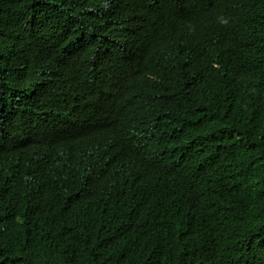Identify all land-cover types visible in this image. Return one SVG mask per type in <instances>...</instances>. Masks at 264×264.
<instances>
[{
  "label": "clouds",
  "instance_id": "clouds-1",
  "mask_svg": "<svg viewBox=\"0 0 264 264\" xmlns=\"http://www.w3.org/2000/svg\"><path fill=\"white\" fill-rule=\"evenodd\" d=\"M105 5L101 33L126 46L127 66L100 86L63 62L47 79L48 117L32 126L37 134L24 133L13 154L0 146V264L186 263L245 235L243 200L235 215H212L197 188L209 186L218 202L203 156L228 136L264 137V31L249 29L246 12L264 0ZM86 44L95 50V40ZM57 55L75 58L66 44ZM80 89L107 101L98 117L71 106ZM60 105L82 122L75 132L56 135L48 124ZM32 120L25 111L17 126ZM202 122L218 135L207 141ZM115 233L123 243L117 261H106L97 248Z\"/></svg>",
  "mask_w": 264,
  "mask_h": 264
},
{
  "label": "trees",
  "instance_id": "trees-1",
  "mask_svg": "<svg viewBox=\"0 0 264 264\" xmlns=\"http://www.w3.org/2000/svg\"><path fill=\"white\" fill-rule=\"evenodd\" d=\"M233 1L235 4L240 2ZM107 11L105 0H0L2 149L13 154L23 134L31 132L36 135L32 126H41L47 120L49 106L44 93L47 79L60 73L63 62L69 63V69L73 71L89 72L92 80L100 86L118 77L127 66L128 60L124 59L126 46L120 45L117 35L114 36L117 40L113 37L111 41L101 33L108 24ZM246 12L254 22L249 29L260 26L264 31V6L256 5ZM106 31V34L111 33ZM86 39L90 42L95 40V50H88L91 45L86 44ZM65 44L74 50L75 58L57 55L59 47ZM100 46L103 48L99 49ZM100 51L104 53H98ZM145 68L150 70L148 65ZM27 82H30L28 86L31 84V89L25 92L23 87ZM78 92L85 96L73 98L71 106L75 109L83 106L85 113L98 117L100 108L107 101L92 89L88 94L81 89ZM25 111L33 116L32 123L30 128L22 124L19 128L17 123L22 120ZM48 124L54 127L56 135H61L75 132L82 122L71 119L68 107L60 105ZM201 127L207 141L218 135L205 122L201 123ZM227 139L229 142L217 143L211 155L203 156L206 167L212 165L209 171L212 185L221 190L218 202L208 196L209 186H198L197 191L208 201L212 215H235L243 200L244 211L241 213L249 215L245 222V235L228 244V250L224 252L215 248L192 253L186 263L167 258L154 264H264V243L260 242L264 239V137L252 134L241 138L228 136ZM196 152L194 150L191 154ZM179 167L192 172L188 164L180 163ZM234 178H238V185H232ZM122 243L118 234H112L97 248V254L106 256V261L116 262ZM183 256L186 257L185 253Z\"/></svg>",
  "mask_w": 264,
  "mask_h": 264
}]
</instances>
